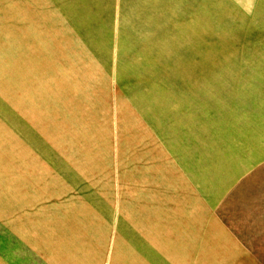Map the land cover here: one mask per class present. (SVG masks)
<instances>
[{
  "label": "rangeland",
  "instance_id": "obj_1",
  "mask_svg": "<svg viewBox=\"0 0 264 264\" xmlns=\"http://www.w3.org/2000/svg\"><path fill=\"white\" fill-rule=\"evenodd\" d=\"M99 2L0 8V264H264V0Z\"/></svg>",
  "mask_w": 264,
  "mask_h": 264
},
{
  "label": "crops",
  "instance_id": "obj_2",
  "mask_svg": "<svg viewBox=\"0 0 264 264\" xmlns=\"http://www.w3.org/2000/svg\"><path fill=\"white\" fill-rule=\"evenodd\" d=\"M99 1L100 0H0V8H2L3 6H9L10 16L12 17L16 14L17 7H25L26 23L45 24L49 22L65 21L64 12L66 8H81V7L97 8L99 5H101ZM2 21L5 20L0 19V22ZM11 21H13V19ZM47 191L48 190H44V187H42V194H44V192L46 193ZM41 207L44 208L43 204ZM46 230H48V228H45V226L41 227L42 236L44 235ZM48 240L44 239L42 241L43 246H49ZM26 245L28 247L32 246L31 253H33L32 243L31 244L26 243ZM139 248H140L139 252L141 253L138 252V254H130V253L126 254V252L119 253L113 251L112 254H110L109 256V261L106 260L107 264H178L179 263L178 260L179 254L176 246L170 244L166 246L165 244H163V245H159L158 249L155 250L149 245L143 246V250L141 247ZM185 250H188V244H186ZM189 263H192V256H190ZM185 264H188L187 255L185 257Z\"/></svg>",
  "mask_w": 264,
  "mask_h": 264
}]
</instances>
